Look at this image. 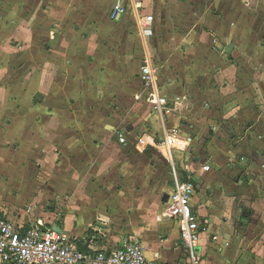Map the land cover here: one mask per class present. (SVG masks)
I'll use <instances>...</instances> for the list:
<instances>
[{
	"label": "crops",
	"instance_id": "1",
	"mask_svg": "<svg viewBox=\"0 0 264 264\" xmlns=\"http://www.w3.org/2000/svg\"><path fill=\"white\" fill-rule=\"evenodd\" d=\"M117 1L0 0V44L27 48L5 51L24 70L0 83V141L26 149L29 172L55 156L50 186L69 196L60 220L1 213L97 248L135 238L150 259L176 263L185 249L163 197L186 172L202 264H264V0H121L126 13L112 19ZM139 14L154 16L152 36L139 33ZM145 63L159 70L160 94L182 99L167 112L135 98ZM175 130V167L138 144Z\"/></svg>",
	"mask_w": 264,
	"mask_h": 264
},
{
	"label": "built area",
	"instance_id": "2",
	"mask_svg": "<svg viewBox=\"0 0 264 264\" xmlns=\"http://www.w3.org/2000/svg\"><path fill=\"white\" fill-rule=\"evenodd\" d=\"M127 7L118 0L110 12L112 19H119L126 13ZM154 16L151 14L137 15L138 31L143 37L154 34ZM140 78L144 88L149 91V99L157 109L170 110L169 101L180 102V97L170 99L160 94L158 85V68L151 63L143 64ZM139 96H137L138 98ZM178 130L168 135L169 138L158 141L148 135L138 140V144L160 148L161 152L172 161L174 159L168 149L179 144ZM121 144H126V137L119 136ZM189 142L184 139L182 142ZM210 167H205L208 170ZM195 193L191 181H176L173 192L169 195L165 214L178 225L179 238L185 254L176 263H164L150 259L145 246L135 238H126L116 246L97 248L91 240L69 236L59 232L55 226H39L18 224L11 221L5 214L0 215V264H202V258L196 250L200 238V222L194 214L190 200Z\"/></svg>",
	"mask_w": 264,
	"mask_h": 264
},
{
	"label": "rangeland",
	"instance_id": "3",
	"mask_svg": "<svg viewBox=\"0 0 264 264\" xmlns=\"http://www.w3.org/2000/svg\"><path fill=\"white\" fill-rule=\"evenodd\" d=\"M13 45L11 41L9 43L5 41L2 45L0 44V48L4 50L1 51L6 55L5 59L0 60V83L5 85L7 83L6 74H11V69L17 71V78H22L24 70V67H21L24 65V62L19 65V61L15 60L19 55L15 53L6 54L7 52L5 51L7 49L14 50L15 48L22 51L27 48L23 44L20 46ZM27 68L29 69V65ZM3 73L5 76H2ZM137 96L139 97L137 98ZM135 98L142 108L148 101L149 91L143 86L142 90L135 94ZM18 142L22 143V141ZM19 144L14 141H10L9 143L6 140L0 141V206L12 215L14 214V216L20 218L22 216H34L36 218L38 215L48 212L57 213L59 220L63 219V213L66 209V204L68 205L69 196L61 192L60 190L62 189L50 186L55 181L56 161L54 159L57 158L47 155L44 159V164L34 161V172L26 171L25 166H28V160L23 159V155L27 152L26 149L22 150L19 147L18 150L16 149L17 151H14ZM21 150L22 156L19 155ZM49 158H53V160L50 161ZM19 159L21 164L18 166L19 170H12V166L16 165ZM25 219L30 221L29 218ZM37 219V222H30V225L44 226L41 219ZM196 250L199 252V245L196 246Z\"/></svg>",
	"mask_w": 264,
	"mask_h": 264
},
{
	"label": "water",
	"instance_id": "4",
	"mask_svg": "<svg viewBox=\"0 0 264 264\" xmlns=\"http://www.w3.org/2000/svg\"><path fill=\"white\" fill-rule=\"evenodd\" d=\"M231 48H232V45L231 44L228 45L227 49L225 50V53L226 54H230L231 53ZM191 182L193 183L194 186L196 185L195 179L191 178ZM168 199H169V195L168 194H165L164 197H163V201L164 202H167ZM54 228L57 229L59 232H62V229L61 228H59L57 226H55Z\"/></svg>",
	"mask_w": 264,
	"mask_h": 264
},
{
	"label": "trees",
	"instance_id": "5",
	"mask_svg": "<svg viewBox=\"0 0 264 264\" xmlns=\"http://www.w3.org/2000/svg\"><path fill=\"white\" fill-rule=\"evenodd\" d=\"M182 175H183V179H184L185 181L189 180V176L187 175L186 172H184ZM0 215H3V214L0 212Z\"/></svg>",
	"mask_w": 264,
	"mask_h": 264
}]
</instances>
